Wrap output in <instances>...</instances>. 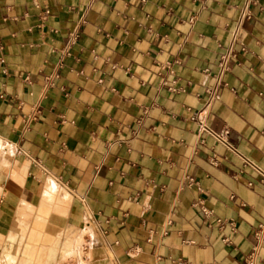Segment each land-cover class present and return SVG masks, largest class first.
Returning <instances> with one entry per match:
<instances>
[{"label":"crops","instance_id":"1","mask_svg":"<svg viewBox=\"0 0 264 264\" xmlns=\"http://www.w3.org/2000/svg\"><path fill=\"white\" fill-rule=\"evenodd\" d=\"M245 2L0 0V264H245L264 182L192 120ZM250 10L208 123L264 169Z\"/></svg>","mask_w":264,"mask_h":264},{"label":"built area","instance_id":"2","mask_svg":"<svg viewBox=\"0 0 264 264\" xmlns=\"http://www.w3.org/2000/svg\"><path fill=\"white\" fill-rule=\"evenodd\" d=\"M145 1V0H142ZM256 3V0H246L245 5L241 9L240 15L231 31L230 39L227 45L224 48L223 53L219 58V71L216 74V84L209 88L210 98L205 102L203 107L192 116L197 124L198 136L200 139H203L204 136H212L216 141L220 142L226 146L229 150L237 154L242 160L244 166H249L253 168L261 177V181L264 182V169L251 160L249 157L241 153L229 140L230 129L228 127L222 128V130L213 129L208 123V113L212 104L221 98L219 92L220 86L223 84L224 74L231 69L232 62L237 58L240 52L247 51V46L243 40V31L245 29V24L252 18V12L250 10L251 4ZM78 34H71L70 40L75 41ZM69 54V51L65 52ZM166 85H169V89L172 91H181L185 90L183 87L176 88L174 84H169L165 82ZM193 179L186 174L184 179V184H191ZM206 215H210L211 211L203 209ZM172 222V219L169 218L167 221L168 224ZM226 223H229L231 229L236 231L237 225L236 222L232 220H217L216 225L219 228H223ZM255 234L259 239V242L264 241V223L260 224L255 230ZM226 241H229L228 238H225ZM260 243L254 246L249 254L245 256V264H260L263 258L260 256Z\"/></svg>","mask_w":264,"mask_h":264},{"label":"rangeland","instance_id":"3","mask_svg":"<svg viewBox=\"0 0 264 264\" xmlns=\"http://www.w3.org/2000/svg\"><path fill=\"white\" fill-rule=\"evenodd\" d=\"M0 148H2L1 141H0ZM54 182L57 184V182L55 180H54ZM56 186L59 188L60 192H64L63 189H61L58 184ZM58 196H60V195H58Z\"/></svg>","mask_w":264,"mask_h":264}]
</instances>
